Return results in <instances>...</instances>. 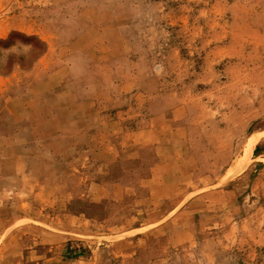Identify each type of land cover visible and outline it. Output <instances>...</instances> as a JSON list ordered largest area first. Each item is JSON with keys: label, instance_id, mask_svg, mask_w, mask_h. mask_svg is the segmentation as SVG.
<instances>
[{"label": "rangeland", "instance_id": "obj_1", "mask_svg": "<svg viewBox=\"0 0 264 264\" xmlns=\"http://www.w3.org/2000/svg\"><path fill=\"white\" fill-rule=\"evenodd\" d=\"M0 264H264V0H0Z\"/></svg>", "mask_w": 264, "mask_h": 264}]
</instances>
